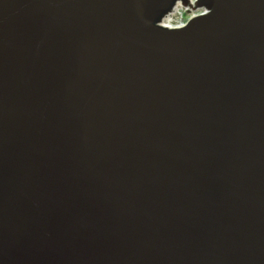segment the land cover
Instances as JSON below:
<instances>
[{
	"label": "water",
	"instance_id": "95a60500",
	"mask_svg": "<svg viewBox=\"0 0 264 264\" xmlns=\"http://www.w3.org/2000/svg\"><path fill=\"white\" fill-rule=\"evenodd\" d=\"M0 0V264H264V0Z\"/></svg>",
	"mask_w": 264,
	"mask_h": 264
},
{
	"label": "bare ground",
	"instance_id": "6f19581e",
	"mask_svg": "<svg viewBox=\"0 0 264 264\" xmlns=\"http://www.w3.org/2000/svg\"><path fill=\"white\" fill-rule=\"evenodd\" d=\"M193 6H195L194 1L193 0H189V4L187 5V7L192 8ZM177 11H178V8L176 9L175 14H176ZM193 14H196V12H193ZM172 17H173V15L167 16L165 18V20L163 21V24L173 26V23L171 22Z\"/></svg>",
	"mask_w": 264,
	"mask_h": 264
},
{
	"label": "rangeland",
	"instance_id": "374dc122",
	"mask_svg": "<svg viewBox=\"0 0 264 264\" xmlns=\"http://www.w3.org/2000/svg\"><path fill=\"white\" fill-rule=\"evenodd\" d=\"M181 8H182V7H181ZM188 9H189V8H187V10H186V8H182V9H181V12H183V14H185L186 12H188ZM190 10H191V8H190ZM193 10H194V12L199 13V12H201L202 8H201V7H195V8H193ZM172 23H173V22H172Z\"/></svg>",
	"mask_w": 264,
	"mask_h": 264
},
{
	"label": "built area",
	"instance_id": "2783aa9c",
	"mask_svg": "<svg viewBox=\"0 0 264 264\" xmlns=\"http://www.w3.org/2000/svg\"><path fill=\"white\" fill-rule=\"evenodd\" d=\"M180 24H183V22H180Z\"/></svg>",
	"mask_w": 264,
	"mask_h": 264
}]
</instances>
